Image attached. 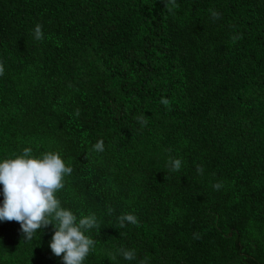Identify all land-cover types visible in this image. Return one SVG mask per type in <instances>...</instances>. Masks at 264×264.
<instances>
[{
    "label": "trees",
    "instance_id": "16d2710c",
    "mask_svg": "<svg viewBox=\"0 0 264 264\" xmlns=\"http://www.w3.org/2000/svg\"><path fill=\"white\" fill-rule=\"evenodd\" d=\"M0 67V156L71 164L85 264H264V0H0ZM37 232L0 222V264H63Z\"/></svg>",
    "mask_w": 264,
    "mask_h": 264
},
{
    "label": "clouds",
    "instance_id": "9594fccd",
    "mask_svg": "<svg viewBox=\"0 0 264 264\" xmlns=\"http://www.w3.org/2000/svg\"><path fill=\"white\" fill-rule=\"evenodd\" d=\"M218 15L211 11L213 19L218 18ZM33 37L35 40L44 38L40 24L35 25ZM2 74L3 68L0 67ZM160 103L167 106L169 101L161 98ZM137 119L141 120L140 117ZM92 149L96 152L104 151L103 140L92 145ZM169 164L172 171L181 168L179 158H169ZM72 171L71 164L55 149L37 154L31 147H24L19 153L0 156V222H18L26 241L32 240L38 229L42 230L51 224L53 234L49 247L53 255L61 257L63 264H85L88 255L96 248V241L90 233L98 229L100 223L94 212L77 215L59 199L57 193L64 189L66 178ZM197 171L202 169L197 168ZM220 186L219 183L213 185L217 189ZM137 222V217L132 213L118 217L119 228H124L126 223L135 225ZM116 254L125 261L136 259L135 249L117 248ZM108 259L115 264V255L110 254ZM139 264H148L147 258Z\"/></svg>",
    "mask_w": 264,
    "mask_h": 264
}]
</instances>
